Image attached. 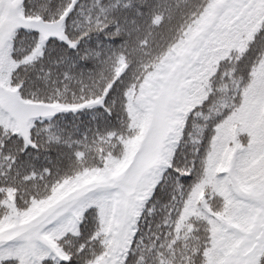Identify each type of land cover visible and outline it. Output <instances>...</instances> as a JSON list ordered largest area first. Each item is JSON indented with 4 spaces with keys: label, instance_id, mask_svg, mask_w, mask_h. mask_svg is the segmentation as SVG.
I'll return each mask as SVG.
<instances>
[{
    "label": "snow or ice",
    "instance_id": "obj_1",
    "mask_svg": "<svg viewBox=\"0 0 264 264\" xmlns=\"http://www.w3.org/2000/svg\"><path fill=\"white\" fill-rule=\"evenodd\" d=\"M0 264H264V0H0Z\"/></svg>",
    "mask_w": 264,
    "mask_h": 264
}]
</instances>
